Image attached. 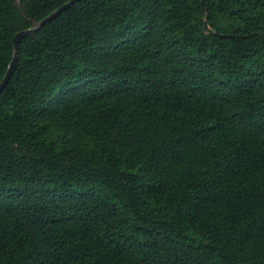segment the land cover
<instances>
[{
  "label": "trees",
  "instance_id": "trees-1",
  "mask_svg": "<svg viewBox=\"0 0 264 264\" xmlns=\"http://www.w3.org/2000/svg\"><path fill=\"white\" fill-rule=\"evenodd\" d=\"M70 1L0 0V84ZM0 264H264V0H79L23 38Z\"/></svg>",
  "mask_w": 264,
  "mask_h": 264
},
{
  "label": "water",
  "instance_id": "water-1",
  "mask_svg": "<svg viewBox=\"0 0 264 264\" xmlns=\"http://www.w3.org/2000/svg\"><path fill=\"white\" fill-rule=\"evenodd\" d=\"M79 0H72L69 3L65 4L62 6L60 9H58L56 12H54L52 15H50L48 18L40 22L35 28L24 30L19 32L15 38H14V44H15V53H14V58L12 60V63L10 64V67L8 69L7 75L5 76L4 80L0 84V93L5 89L7 86L8 82L10 81L11 76L13 75L16 67H17V60H18V55L20 52V45L23 40L27 35L39 30L41 27H43L47 22L52 20L54 17L58 16L60 13H62L65 9H67L69 6H71L73 3H76Z\"/></svg>",
  "mask_w": 264,
  "mask_h": 264
}]
</instances>
